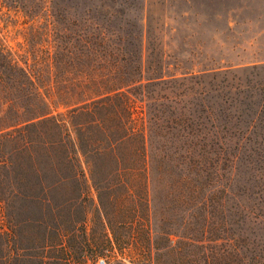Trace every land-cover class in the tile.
Masks as SVG:
<instances>
[{
  "label": "trees",
  "instance_id": "1",
  "mask_svg": "<svg viewBox=\"0 0 264 264\" xmlns=\"http://www.w3.org/2000/svg\"><path fill=\"white\" fill-rule=\"evenodd\" d=\"M129 1L138 0H0L1 15L19 14L27 25L23 54L0 39V207L9 221L24 216L34 225L39 264H86V254L97 261L107 246L152 264L153 242H182L187 222L176 231L168 220L157 227L151 174L177 176L172 184L187 190L192 219L213 221L231 191L217 192L211 181L220 174L230 182L237 169L219 132L242 115L249 131L264 120V59L185 73L200 90L208 86L197 94V111L168 105L160 117L147 87L175 78L145 77L143 6L130 22ZM259 10L264 19V3ZM131 96L150 101L145 116L134 115Z\"/></svg>",
  "mask_w": 264,
  "mask_h": 264
},
{
  "label": "rangeland",
  "instance_id": "2",
  "mask_svg": "<svg viewBox=\"0 0 264 264\" xmlns=\"http://www.w3.org/2000/svg\"><path fill=\"white\" fill-rule=\"evenodd\" d=\"M230 1L250 6L228 10L227 3ZM129 2L133 7L128 10L126 19L130 22H136L141 16V10H133L134 7L143 6L142 63L145 77L164 76L165 80L175 78V83L168 81L166 84L147 87L149 95L158 100L155 109H159L160 117L167 115L166 111L162 114L161 111L165 109L163 106L168 105L180 109L184 107V112L186 108L197 111L198 104L202 102L197 94L208 91V86L205 84L200 90L193 81L182 79L185 73L198 76L213 69L225 71L264 59V19H258L264 0ZM26 27L25 19L19 14H0V39L17 54L24 52L22 32ZM172 75L174 76L170 77ZM230 76L228 73L226 78ZM203 79L207 81L208 75L203 76ZM140 99L131 96L135 116H145L147 103L150 102ZM203 99L205 103L206 97ZM231 121L235 126L229 132L233 134L220 131V138H216V141L224 143V147L232 155H237V169L230 182L220 174L216 176L215 182L211 181V187L215 191L228 185L231 191L229 199L223 201V208L218 206L215 209L213 221L203 223L199 218L192 219L190 215H193V201L188 198L187 190L172 184L176 183L177 176L164 172L151 174L155 208L153 218L157 227H165L166 223L163 222L168 220L174 231L182 220L187 222L182 242L178 238H172L171 245L162 239L153 242L152 264H261L264 261V196H259V200L255 195L259 188L264 190V120L255 124L250 131L244 123L247 121L245 115L241 116V121L237 119L239 122ZM218 123L221 125V122L216 124ZM168 187L170 196H167ZM180 193L184 196H180ZM87 208L89 228L91 203L88 202ZM18 211L17 208L16 212ZM12 223L16 225L20 246L27 248L30 243L32 245L37 236L34 225L29 226L24 216L16 217ZM203 227H216L219 232L202 233L200 230ZM93 230L97 234L99 229L94 226ZM168 246L172 250H166L165 247ZM107 250L98 256L105 264H146L132 249L124 251L123 256L109 246ZM30 253L31 258L26 257L23 264H39L42 251L36 247ZM86 257V264H96L97 257L91 258L90 254H86ZM47 264L57 263L49 260Z\"/></svg>",
  "mask_w": 264,
  "mask_h": 264
},
{
  "label": "crops",
  "instance_id": "3",
  "mask_svg": "<svg viewBox=\"0 0 264 264\" xmlns=\"http://www.w3.org/2000/svg\"><path fill=\"white\" fill-rule=\"evenodd\" d=\"M29 226L31 223L28 222ZM35 251L36 242L28 245L27 248L20 246L16 225L9 221L4 214V207H0V264H23V260L27 257L31 258V250ZM28 252V255H26Z\"/></svg>",
  "mask_w": 264,
  "mask_h": 264
},
{
  "label": "built area",
  "instance_id": "4",
  "mask_svg": "<svg viewBox=\"0 0 264 264\" xmlns=\"http://www.w3.org/2000/svg\"><path fill=\"white\" fill-rule=\"evenodd\" d=\"M96 264H105V261L103 259H98L96 261Z\"/></svg>",
  "mask_w": 264,
  "mask_h": 264
}]
</instances>
